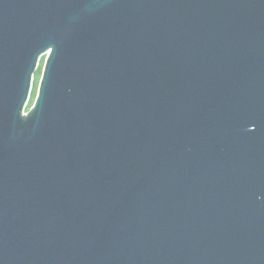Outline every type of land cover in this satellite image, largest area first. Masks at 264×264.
<instances>
[{
    "label": "water",
    "instance_id": "95a60500",
    "mask_svg": "<svg viewBox=\"0 0 264 264\" xmlns=\"http://www.w3.org/2000/svg\"><path fill=\"white\" fill-rule=\"evenodd\" d=\"M0 264H264V0H0Z\"/></svg>",
    "mask_w": 264,
    "mask_h": 264
},
{
    "label": "rangeland",
    "instance_id": "374dc122",
    "mask_svg": "<svg viewBox=\"0 0 264 264\" xmlns=\"http://www.w3.org/2000/svg\"><path fill=\"white\" fill-rule=\"evenodd\" d=\"M42 67H43V62H41V64H40V67H39V69L37 70V72L35 73V79H34V81H33V87H32V93H31V96H30V99H31V105H32V103H33V100H34V98H35V96H36V93H37V86H38V82H39V78H40V76H41V72H42ZM30 105V106H31Z\"/></svg>",
    "mask_w": 264,
    "mask_h": 264
},
{
    "label": "trees",
    "instance_id": "16d2710c",
    "mask_svg": "<svg viewBox=\"0 0 264 264\" xmlns=\"http://www.w3.org/2000/svg\"><path fill=\"white\" fill-rule=\"evenodd\" d=\"M42 62V61H41ZM41 62H40V64H41ZM40 64H39V67H40ZM39 67H38V69H39ZM34 79H35V76H34ZM31 99L29 100V102L27 103V106H26V110L27 109H29V107H30V105H31Z\"/></svg>",
    "mask_w": 264,
    "mask_h": 264
},
{
    "label": "flooded vegetation",
    "instance_id": "af4514ba",
    "mask_svg": "<svg viewBox=\"0 0 264 264\" xmlns=\"http://www.w3.org/2000/svg\"><path fill=\"white\" fill-rule=\"evenodd\" d=\"M41 61L44 62V56L41 58L40 62H41Z\"/></svg>",
    "mask_w": 264,
    "mask_h": 264
}]
</instances>
